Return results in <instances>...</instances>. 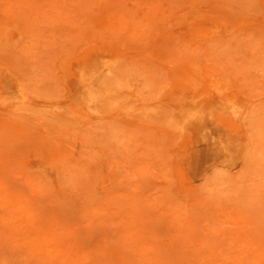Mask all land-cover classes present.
<instances>
[{"label": "rangeland", "instance_id": "rangeland-1", "mask_svg": "<svg viewBox=\"0 0 264 264\" xmlns=\"http://www.w3.org/2000/svg\"><path fill=\"white\" fill-rule=\"evenodd\" d=\"M0 264H264V0H0Z\"/></svg>", "mask_w": 264, "mask_h": 264}, {"label": "bare ground", "instance_id": "bare-ground-1", "mask_svg": "<svg viewBox=\"0 0 264 264\" xmlns=\"http://www.w3.org/2000/svg\"><path fill=\"white\" fill-rule=\"evenodd\" d=\"M110 73H111V70H108L107 73H106V75H110Z\"/></svg>", "mask_w": 264, "mask_h": 264}]
</instances>
